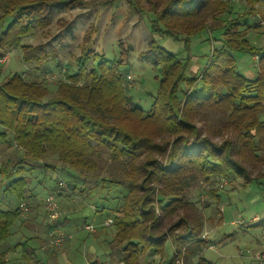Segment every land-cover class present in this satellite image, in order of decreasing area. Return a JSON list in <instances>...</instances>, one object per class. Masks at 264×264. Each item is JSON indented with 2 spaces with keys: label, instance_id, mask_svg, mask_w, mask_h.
I'll return each mask as SVG.
<instances>
[{
  "label": "trees",
  "instance_id": "trees-1",
  "mask_svg": "<svg viewBox=\"0 0 264 264\" xmlns=\"http://www.w3.org/2000/svg\"><path fill=\"white\" fill-rule=\"evenodd\" d=\"M74 1L63 0L61 5L69 6ZM215 2L220 5L214 9ZM244 2L245 17L232 20L219 17L233 14L232 5L224 0H163L161 14L151 10L155 17L151 30L168 37L181 33L186 49L193 37L208 29L205 21L209 16L216 21L213 31L220 34L216 39L221 44L212 51L200 78L186 75L185 59L153 44L144 57H152L160 79L147 113L127 97L123 65L99 57L89 70L81 61L73 73H66V80L60 82L51 99H46L48 89L44 84L27 79L23 73L1 82L0 137L5 141L11 135L13 144L8 147L14 146L17 156L1 165L0 173L7 179L13 173L21 175L23 167L10 169L9 165H23L27 160L42 165L47 173L43 160L48 153L57 155L62 170L79 174H92L109 163L118 165L102 182L104 189L122 195L120 205L112 211L115 233L109 243L112 249L121 250L120 262L140 264V257L148 251L163 257L171 238L175 251L165 264H177L180 259L188 264L189 258L200 254L201 246L206 245L201 238L202 224L192 225L180 214L189 206L195 207L186 196L192 183L198 178L215 177H239L249 183L264 177H250L243 165L246 155L252 161H264V46L257 47L247 38V31L260 26L244 22L251 17L264 21V0ZM58 5L48 0H3L0 23L10 22L0 35V59L20 47L22 61L28 65L40 66L57 58L51 55L54 48L49 51L43 45L21 44L33 30L50 26L53 8ZM238 53L260 57L254 80L238 72ZM3 73L0 67V77ZM194 82L195 88L189 90ZM181 84L188 86L180 89ZM127 104L130 110L122 108ZM209 111L226 112L239 136L221 146L202 138L192 121ZM28 183L27 177H20L4 191L20 205L35 198ZM20 209L0 210V247L21 218ZM15 250L0 249V264L25 261L8 259ZM30 251L22 248L26 261L41 264L35 250ZM196 264L211 263L200 257Z\"/></svg>",
  "mask_w": 264,
  "mask_h": 264
},
{
  "label": "rangeland",
  "instance_id": "rangeland-1",
  "mask_svg": "<svg viewBox=\"0 0 264 264\" xmlns=\"http://www.w3.org/2000/svg\"><path fill=\"white\" fill-rule=\"evenodd\" d=\"M48 1L59 4L57 8H53L50 26L33 30L22 40L21 46L43 45L49 51L54 48L56 51L51 55L57 58L40 66L28 65L22 61L20 47L6 53V61L0 63V67L4 69L0 83L15 73H23L27 79L44 84L48 89L46 99L56 96L60 82L66 80L65 74L73 73L77 65L81 66V61L89 70L99 57L98 60L105 59L114 61L116 65H123L121 72L127 76L131 75V80L125 76L127 97L133 99V103L147 113L156 96L160 79V71L153 66L152 57H144L153 44H160L168 52L185 59L188 62L186 75L199 78L212 51L221 44L216 39L220 38V34L213 31L216 21L208 15L207 19L205 18L208 29L201 36L190 40L189 49L185 48L184 37L179 32H175L178 35L173 37L155 34L150 28L152 20L155 19L151 10L161 14L163 0H75L69 6L61 5L63 0ZM224 1L230 2L233 14H221V19L245 17L244 0ZM2 2L3 0H0V6ZM219 5L215 2L214 9ZM9 22L10 19H7L3 25L0 23V35ZM244 22L260 26L247 31L250 43L257 47L264 44V21L259 17H251ZM69 24V28L65 29ZM155 26H158L157 23ZM161 26L163 28V25ZM243 28L247 29L245 26ZM81 48L86 51L82 52ZM235 57L240 74L247 78L248 71L257 74L259 64L255 66L254 55L238 53ZM196 82L190 86L181 84L180 89H186L188 86L189 90H193ZM179 96L182 98L181 94ZM122 108L130 110L128 104ZM232 122L223 111H209L201 114L199 118L197 115L192 121L194 126L200 129L202 138H207L218 146L239 136V131ZM2 131L0 126V134ZM4 142L5 145H0V166L8 163L9 158L14 160L17 156L14 146L7 147L13 144L11 135ZM245 158L243 165L250 177H263L264 161H252L247 155ZM262 158L264 159V155ZM43 164L47 166V173L42 165L29 160L23 165L10 163V169L15 166L24 168L21 175L13 173L7 179L0 173V210L20 207L17 200L4 191L9 183L20 177L29 179L28 189L35 195L32 201H23L25 206L20 207L21 218L11 228L10 237L0 249L15 247V252L9 257L15 256L18 259L22 254L19 244L25 237L32 235V231L27 228L30 220L38 227L41 238H46L47 241L46 246L29 242V246L36 249V256L42 264H89L93 254L105 264H111L119 256L121 258V250L109 246L115 226H106L105 223L114 220L112 211L120 205L122 195L114 189H104L102 182L108 172L116 170L118 165L109 163L102 170L92 174H79L62 170L63 166L57 155L49 153ZM60 182H65L66 188H62ZM72 184L75 185L74 188L70 186ZM186 194L195 207L189 206L180 214L189 218L192 225L198 222L202 224L201 238L206 241V245L201 246V253L189 258L188 264H196L200 257L208 259L211 264H264V177L249 183L239 177H215L207 180L198 178L187 189ZM49 196L55 198L62 213L56 227L63 234L71 236L59 244L49 242L50 229L45 209ZM254 218L257 219L253 220ZM176 219L177 217H174L173 220ZM24 222L26 223L22 226ZM86 225L94 226V230L86 231ZM174 251L175 244L170 238L163 257L148 251L140 257V264H165ZM54 255L56 257H53ZM176 262L186 264L184 259ZM16 264L24 262L21 263L20 260L16 261Z\"/></svg>",
  "mask_w": 264,
  "mask_h": 264
},
{
  "label": "built area",
  "instance_id": "built-area-1",
  "mask_svg": "<svg viewBox=\"0 0 264 264\" xmlns=\"http://www.w3.org/2000/svg\"><path fill=\"white\" fill-rule=\"evenodd\" d=\"M260 57L258 55L254 56V61H255V66L258 64ZM6 61V56L0 59V63H4ZM128 80H131V75L127 76ZM59 185L62 188H66V183L65 182H60ZM25 203H21L20 207H24ZM45 209L47 211V215H48V220H47V224L48 227H50V231H49V242L50 243H57L59 244L63 239L65 238H71V236H67L65 233L63 234L60 229H58L56 227V224L58 222V220L61 218V211H60V207L58 205V203L56 202L55 198L53 196H49L46 200L45 203ZM112 224V220H108L105 225L109 226ZM84 229L86 231H93L94 230V226L92 225H86L84 226ZM204 239V238H203Z\"/></svg>",
  "mask_w": 264,
  "mask_h": 264
},
{
  "label": "crops",
  "instance_id": "crops-1",
  "mask_svg": "<svg viewBox=\"0 0 264 264\" xmlns=\"http://www.w3.org/2000/svg\"><path fill=\"white\" fill-rule=\"evenodd\" d=\"M262 46H264V44H261L260 45V47H262ZM9 58V57H8ZM257 72H258V69H257ZM247 75H248V79L249 78H251L250 80H254L256 77H257V74H254L252 71H248L247 72ZM247 78V77H246ZM254 78V79H253ZM2 141H0V145H5L4 143V140H3V138H0ZM7 146V145H6ZM8 147V146H7ZM3 154V153H2ZM0 156H1V153H0ZM30 192V191H29ZM31 195H33L32 193H30ZM33 196H35V195H33ZM35 199V198H34ZM36 201V200H35ZM34 201V202H35ZM255 219H257V218H254L253 220H255ZM26 222H24V223H22V226L25 224ZM29 227H27V226H25V227H27V228H29L32 232H30L32 235H31V237H25L24 239V241L22 242V243H20L19 245L22 247V248H25L26 250H27V252L29 253V251L30 250H35V253H36V249H34V248H31L30 246H29V242L30 241H32V242H38L41 246H46V243H47V241H46V238H41V236H40V232H39V229H38V227L36 226V225H33L34 223H32V221H30L29 220ZM33 228V229H32ZM49 229H50V227H49ZM50 231V230H49ZM48 233V231L46 230V234ZM9 249V248H8ZM15 252V251H14ZM13 251L12 252H10L9 253V255H8V259L9 260H11V261H15L16 259H17V257H15V256H12V257H9L10 255H11V253H14ZM31 252V251H30ZM24 255H23V253L20 255V257L18 258V259H23V260H25V261H23L24 262V264H33V263H31V262H27L26 260V258L25 257H23ZM53 257H56L55 255L53 256ZM38 259V258H37ZM120 256H119V258L117 259V260H113V262L111 263V264H122L121 262H120ZM15 263H16V261H15ZM22 263V262H21ZM41 263V262H40ZM42 264V263H41ZM89 264H105L104 262H101V261H99V258L97 257V256H95L94 254H93V256H92V259H91V261L89 262Z\"/></svg>",
  "mask_w": 264,
  "mask_h": 264
}]
</instances>
